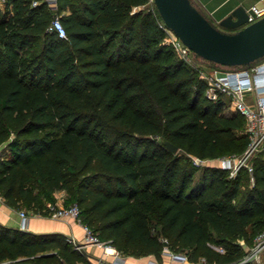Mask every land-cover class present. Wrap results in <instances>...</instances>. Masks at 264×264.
<instances>
[{
	"label": "trees",
	"instance_id": "trees-1",
	"mask_svg": "<svg viewBox=\"0 0 264 264\" xmlns=\"http://www.w3.org/2000/svg\"><path fill=\"white\" fill-rule=\"evenodd\" d=\"M150 1H4L0 198L49 214L63 191L62 207L76 205L80 223L121 255L235 264L239 241L251 247L264 232V149L234 177L193 163L242 157L244 119L207 100L196 71L157 45L162 19ZM55 16L66 39L47 30ZM3 262L87 259L63 234L0 224Z\"/></svg>",
	"mask_w": 264,
	"mask_h": 264
},
{
	"label": "built area",
	"instance_id": "built-area-1",
	"mask_svg": "<svg viewBox=\"0 0 264 264\" xmlns=\"http://www.w3.org/2000/svg\"><path fill=\"white\" fill-rule=\"evenodd\" d=\"M5 0H0V4H3ZM46 2L53 8L56 5V0H46ZM248 20L246 25L254 23L264 17V3H256L246 10ZM50 32H54L58 38L66 39L65 28L58 16H55L48 29ZM174 35V34H173ZM174 43L176 50L180 54L182 61L188 65H192L195 54L186 47L175 35ZM198 58V57H196ZM264 60L258 63H254L249 67H239L237 70L225 73L223 75H214L208 80V85L205 90V98L209 101H218L216 98V92L225 93L233 97V109L234 113L243 117L246 123L245 134L249 139V146L242 157L227 156L216 160H200L192 158L195 165L200 166L212 161H218L220 163L218 168L226 170L229 177H234L243 168L248 172H251L252 168L249 164L251 156L260 149H264ZM248 85L249 88L243 89V86ZM248 93H252L255 96L254 104L250 105L246 102L245 96ZM252 180V179H251ZM49 215L55 219L72 218L80 223L79 210L76 205H72L68 208L57 207L56 205L49 204ZM22 219L21 229H26V213L24 211L19 212ZM85 233V242L88 244H94L98 247L107 248L109 245L98 241L93 235L91 230L86 226H83ZM67 242L70 243L73 249L81 251L80 246L74 238H67ZM245 254L235 264H260L261 254L264 252V232L258 234L254 239V243L251 247H246ZM223 252V249H220ZM164 254L169 255L174 262L182 264L189 263L186 255L174 254L168 250L164 251ZM113 264H122V256L120 253H116L113 259ZM200 264H208L205 260H201Z\"/></svg>",
	"mask_w": 264,
	"mask_h": 264
},
{
	"label": "water",
	"instance_id": "water-1",
	"mask_svg": "<svg viewBox=\"0 0 264 264\" xmlns=\"http://www.w3.org/2000/svg\"><path fill=\"white\" fill-rule=\"evenodd\" d=\"M167 29L196 57L227 67H249L264 60V17L249 25L243 6L213 24L191 0H152ZM171 153L177 147L165 142Z\"/></svg>",
	"mask_w": 264,
	"mask_h": 264
},
{
	"label": "crops",
	"instance_id": "crops-1",
	"mask_svg": "<svg viewBox=\"0 0 264 264\" xmlns=\"http://www.w3.org/2000/svg\"><path fill=\"white\" fill-rule=\"evenodd\" d=\"M194 5L208 17L211 22L217 25L222 19L231 14L238 6H243L248 10L256 3H264V0H191ZM4 8V4L2 5ZM55 8V7H53ZM64 12L63 14H67ZM66 197L65 192L61 191L55 205L61 207ZM49 204H47L48 206ZM18 210L8 206L5 201L0 198V224L9 228L21 229L22 219ZM26 229L24 231L40 235V234H63L67 238H74L76 242L82 246L81 251L86 255L87 264H113V259L117 251L108 246L107 248L98 247L94 244L85 242V233L83 225L72 218L55 219L49 214H26ZM22 230V229H21ZM240 245H244L243 241H239ZM122 256V264H174L165 254L162 261L158 262L154 257H134ZM260 262L261 257H260ZM10 264L3 262L0 264ZM86 264V263H77ZM190 264V263H186ZM200 264V263H197ZM261 264V263H260Z\"/></svg>",
	"mask_w": 264,
	"mask_h": 264
},
{
	"label": "rangeland",
	"instance_id": "rangeland-1",
	"mask_svg": "<svg viewBox=\"0 0 264 264\" xmlns=\"http://www.w3.org/2000/svg\"><path fill=\"white\" fill-rule=\"evenodd\" d=\"M2 5L3 4H0V14H1V12H3V9H4ZM153 7H154V3L151 0L150 3L146 6V8H147V10H150ZM134 10L136 11L138 9L135 8ZM157 22H158L159 27L163 30V35L159 39V42L157 43V45H163V44L168 45V47L173 51V58L182 61V58L180 57V54L178 53V51L176 50V48L174 46L175 45L174 43L176 42V40H174L173 32H171L169 29H167L161 20H157ZM216 26H218V24ZM186 65L188 67L194 69L196 71V78H199L202 82H204V97H205V90H206L207 85H208V80L212 76H214V75H217V76L218 75H223L225 73H228V72H231V71H234V70L238 69L236 67H227V66L211 63V62H208V61H205V60H203L201 58H196V57L193 59L192 65H188V64H186ZM195 86H196V84H195ZM216 98L223 103V105H224L223 106V111L224 112H226V113L233 112L234 113L233 97H231V96H229V95H227L225 93H222V92H216ZM245 100H246V102L248 104L253 105L254 104V100H255V96L252 93H248L245 96ZM244 123H245V120H244ZM245 129H246V123L244 124L243 133H245ZM219 165H220V163L218 161H212V162H208V163H205V164H201L200 167H202V166L219 167ZM214 247L216 249H218V250L222 249L218 245H214ZM166 256L174 264H182V263H179V262H174L169 255H166ZM261 261L262 262H260V263L264 264V252L261 254ZM5 264H7V263H5Z\"/></svg>",
	"mask_w": 264,
	"mask_h": 264
},
{
	"label": "bare ground",
	"instance_id": "bare-ground-1",
	"mask_svg": "<svg viewBox=\"0 0 264 264\" xmlns=\"http://www.w3.org/2000/svg\"><path fill=\"white\" fill-rule=\"evenodd\" d=\"M264 84H262L261 86H263ZM247 88H249V86L248 85H246V86H243V89H247Z\"/></svg>",
	"mask_w": 264,
	"mask_h": 264
}]
</instances>
